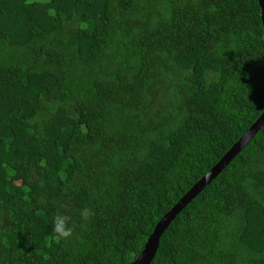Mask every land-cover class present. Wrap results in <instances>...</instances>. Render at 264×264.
<instances>
[{
  "label": "trees",
  "instance_id": "obj_1",
  "mask_svg": "<svg viewBox=\"0 0 264 264\" xmlns=\"http://www.w3.org/2000/svg\"><path fill=\"white\" fill-rule=\"evenodd\" d=\"M263 111L257 0H0V264H130ZM150 264H264V125Z\"/></svg>",
  "mask_w": 264,
  "mask_h": 264
},
{
  "label": "water",
  "instance_id": "obj_2",
  "mask_svg": "<svg viewBox=\"0 0 264 264\" xmlns=\"http://www.w3.org/2000/svg\"><path fill=\"white\" fill-rule=\"evenodd\" d=\"M260 8V20L264 30V0H257ZM264 125V111L248 128V130L230 147L229 150L206 172L190 189L165 213L154 226L148 236L143 249L130 264H150L159 246V239L173 219L190 203L230 161L249 143L255 134Z\"/></svg>",
  "mask_w": 264,
  "mask_h": 264
},
{
  "label": "clouds",
  "instance_id": "obj_3",
  "mask_svg": "<svg viewBox=\"0 0 264 264\" xmlns=\"http://www.w3.org/2000/svg\"><path fill=\"white\" fill-rule=\"evenodd\" d=\"M83 220L87 221L92 215H94V212L91 209H83L80 213ZM69 217L62 215V214H56L53 218V233L54 239L56 242H59L61 240L67 241L72 238L73 236V227L69 226Z\"/></svg>",
  "mask_w": 264,
  "mask_h": 264
},
{
  "label": "rangeland",
  "instance_id": "obj_4",
  "mask_svg": "<svg viewBox=\"0 0 264 264\" xmlns=\"http://www.w3.org/2000/svg\"><path fill=\"white\" fill-rule=\"evenodd\" d=\"M30 1H33V0H30Z\"/></svg>",
  "mask_w": 264,
  "mask_h": 264
}]
</instances>
